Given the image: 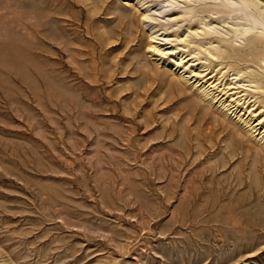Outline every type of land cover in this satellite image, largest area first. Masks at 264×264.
Here are the masks:
<instances>
[{"label":"rangeland","instance_id":"rangeland-1","mask_svg":"<svg viewBox=\"0 0 264 264\" xmlns=\"http://www.w3.org/2000/svg\"><path fill=\"white\" fill-rule=\"evenodd\" d=\"M261 35L264 0H0V264H264Z\"/></svg>","mask_w":264,"mask_h":264},{"label":"bare ground","instance_id":"bare-ground-1","mask_svg":"<svg viewBox=\"0 0 264 264\" xmlns=\"http://www.w3.org/2000/svg\"><path fill=\"white\" fill-rule=\"evenodd\" d=\"M157 37V36H155ZM264 36L261 35V36H256V37H253V40H251L250 42V47L252 48V55H253V58L256 60L258 59L259 60V56L262 55L264 53ZM156 48V47H154ZM160 50V49H158ZM182 61H180L178 64L181 65ZM209 77V76H207ZM214 77V76H213ZM206 78V77H205ZM212 78V77H209V79ZM206 81V80H205ZM209 81V80H208ZM210 82V81H209ZM213 83V82H211ZM232 85V84H231ZM210 86H212V84H210ZM217 86V85H215ZM227 93V92H226Z\"/></svg>","mask_w":264,"mask_h":264}]
</instances>
